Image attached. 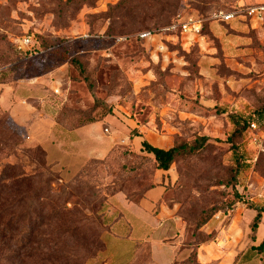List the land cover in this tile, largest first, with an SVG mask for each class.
<instances>
[{
	"label": "rangeland",
	"instance_id": "obj_1",
	"mask_svg": "<svg viewBox=\"0 0 264 264\" xmlns=\"http://www.w3.org/2000/svg\"><path fill=\"white\" fill-rule=\"evenodd\" d=\"M204 1L127 0L118 9L121 0H0V106L10 110L9 124L23 146L48 145L54 128L63 135L67 153L52 158L48 146L47 164L60 178L52 181L55 190L74 181L87 154L103 160L88 165L82 177L100 195L110 186L107 191L125 189L138 200L164 182L161 201L184 226L186 243L242 233L249 219L245 209L237 223L232 210L217 212L203 225L202 220L233 193L226 184L232 151L224 141L234 129L231 117L264 108V16L256 20L242 12L228 22L215 17L264 0ZM191 12L202 16L198 35L164 29ZM144 32L151 37L142 38ZM26 35L34 46L20 54L15 48ZM105 110L95 139L86 129L76 139L81 132L66 128ZM2 131L4 124L0 136L6 138ZM258 133L264 137V126ZM201 135L209 137L206 149L179 158L167 171L156 169L141 146L147 140L170 148ZM236 141L248 160L258 161L238 175L243 199L235 208L264 204V139L260 149L251 132ZM0 149V159L11 153L10 146ZM18 154L15 159L24 161ZM119 194L108 196L109 212L117 209ZM88 195L66 196L68 221L74 214L92 215ZM104 250L88 264H105Z\"/></svg>",
	"mask_w": 264,
	"mask_h": 264
},
{
	"label": "trees",
	"instance_id": "obj_2",
	"mask_svg": "<svg viewBox=\"0 0 264 264\" xmlns=\"http://www.w3.org/2000/svg\"><path fill=\"white\" fill-rule=\"evenodd\" d=\"M77 1L83 2L86 0H72V2ZM126 1L121 0L116 8L122 9L121 5ZM201 1L202 4L205 3L204 0ZM212 1L223 2V0ZM236 7L233 9L228 7L227 9L234 10ZM190 14L199 18L202 17L201 14L192 12ZM178 15L179 13L176 17ZM176 20L174 18L168 25L177 22ZM15 50H19L20 54H23V52L28 54V51L19 49L17 46ZM99 102L101 101L98 100ZM107 110L103 111L100 117L92 116L77 126L66 128L74 130L100 122L106 115ZM231 120L234 124V129L224 141L230 144L232 151L233 171L226 184L231 187L233 193L231 197L220 201L221 204L215 207L202 220V225L208 222L209 218L217 212L227 213L233 210L243 199L241 193L236 189L238 175L240 172L247 170L253 162L248 160L236 139L246 134L248 135L250 132L251 139L253 138L256 133L251 129L250 123L252 121H255L259 128L264 126V108L262 111L251 114L248 117H234L233 115ZM3 124L6 127V132L2 131L1 134L5 135L6 138L0 136V144L10 146L11 153L0 159V264H88V259L95 257L99 251L105 249V242L103 248L100 232L102 230L104 232L112 231L114 225L113 218L116 216L117 209L109 212L108 196L113 197L122 192L128 201L138 202L149 189L163 184L161 182L148 188L138 200L125 189H116L113 192L107 191L110 186L105 187L106 189L103 188L105 192L100 195L97 190L90 187V183L86 182V179L82 178L88 165L93 162L100 163L98 161H103L92 157L80 168L75 175L74 181L65 184L59 190H55L52 181L60 178L47 164V151L41 144H35L32 147L23 146L21 141L17 139L18 131L11 129L9 124V111L0 106V128L3 127ZM263 139L264 137L262 141ZM208 141V136L201 135L197 136L194 141L177 142L170 148L153 145L147 140L142 141L141 146L143 151L152 155V163L156 169L167 171L179 158L192 156L204 151ZM19 151L21 157L25 158L24 161L15 159V156L17 158L20 155L18 154ZM257 161V159L254 161L253 166L256 165ZM80 173L82 174L80 175ZM165 190H167V187H165ZM70 193L80 198L89 194L87 199L84 200L88 202V209L92 215L74 214L75 218L68 221L66 217L68 199H66V196L70 195ZM105 205L107 207L104 210ZM247 207L256 212L249 223L250 231L248 233V238L254 241L258 226L262 220L264 204L251 202L247 204ZM81 225H84V227H81ZM86 226H93V228ZM80 229H82L81 232H84V235L71 234V232ZM211 240L212 238L203 241L197 236L194 242L188 243L191 246V253L182 261V264H198L199 245ZM251 249L256 254L264 256V239L258 246H252ZM142 257L146 258L145 264H151L149 243L142 245L134 261L129 264L143 262L141 260ZM262 264H264V257Z\"/></svg>",
	"mask_w": 264,
	"mask_h": 264
},
{
	"label": "crops",
	"instance_id": "obj_3",
	"mask_svg": "<svg viewBox=\"0 0 264 264\" xmlns=\"http://www.w3.org/2000/svg\"><path fill=\"white\" fill-rule=\"evenodd\" d=\"M100 123L85 125L71 131L79 130L77 132H81L80 135H82L86 129L88 133L85 134H92L95 139L100 133ZM50 132L52 138L48 145L40 142L45 150L49 151L47 156L49 157L51 150L52 158L55 157L54 155L67 153L69 145L63 140V135L56 128ZM83 137L84 135L76 139ZM87 156L88 159L93 157L88 154ZM165 187L166 183L163 182L149 189L138 202L128 201L123 194L117 195L119 204L116 216L113 218L112 231H107L103 235L105 264L133 262L144 243L150 244L151 264H179L187 258V252L191 251V246L185 242L187 235H184V226L173 214V209L161 201L166 193ZM243 209H245V214L248 213L249 219L243 222L242 233L240 235H217L214 241L200 244L197 254L198 264H262L264 256L256 254L251 247L258 246L264 239V212L255 240L252 241L248 238L249 223L256 212L250 208L246 209L245 206L242 208L237 206L232 210L235 217L232 219L237 223V214ZM234 222L230 224V230L233 229ZM221 241L225 243L222 247L220 246Z\"/></svg>",
	"mask_w": 264,
	"mask_h": 264
},
{
	"label": "built area",
	"instance_id": "obj_4",
	"mask_svg": "<svg viewBox=\"0 0 264 264\" xmlns=\"http://www.w3.org/2000/svg\"><path fill=\"white\" fill-rule=\"evenodd\" d=\"M242 12H245V14L249 15L252 19L260 20L264 16V4H258V5H251L245 8V10L238 6L234 10L231 11H220L215 15V17L221 19L222 21L228 22L233 20L237 15H240ZM202 19L195 16H188L185 19L178 20L175 23H172L168 27L164 28L167 31H174L177 28H179L183 33L191 34V35H198L201 33L202 30ZM142 38H148L151 37V32H144L140 35ZM31 36L26 35L23 36L21 39H19L17 43V47L22 50L26 51H32L33 44H31ZM31 54V53H30ZM251 129L256 133L252 141L257 145V147L260 149L261 147V140L263 138V135H259L258 130L259 126L255 121H252L250 123Z\"/></svg>",
	"mask_w": 264,
	"mask_h": 264
}]
</instances>
